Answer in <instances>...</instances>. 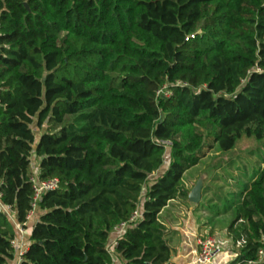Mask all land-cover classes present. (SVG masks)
I'll return each instance as SVG.
<instances>
[{"label":"trees","instance_id":"trees-1","mask_svg":"<svg viewBox=\"0 0 264 264\" xmlns=\"http://www.w3.org/2000/svg\"><path fill=\"white\" fill-rule=\"evenodd\" d=\"M206 136L223 152L264 141V0H0L2 202L25 221L32 153L39 179L59 181L18 264H173L160 213L188 199ZM260 165L229 208L227 236L243 241L230 264H264ZM16 235L0 214V264Z\"/></svg>","mask_w":264,"mask_h":264},{"label":"rangeland","instance_id":"rangeland-1","mask_svg":"<svg viewBox=\"0 0 264 264\" xmlns=\"http://www.w3.org/2000/svg\"><path fill=\"white\" fill-rule=\"evenodd\" d=\"M32 129L36 137L44 132L34 124ZM168 151L166 148V155ZM200 157L199 163L187 170L182 180L184 187L190 192L199 187V200L192 202L189 198L176 199L169 204L168 209L163 210L160 219L167 220L171 227L176 226V222L179 224L189 218L193 219L197 225V238L203 239L206 236L227 234V226L233 219V211L229 208L241 200L250 181L259 171L260 160L264 158V141L243 138L233 150L223 152L212 138L206 136ZM165 169L163 166L148 177L141 195L147 185L155 181ZM237 253L238 248L229 245L221 255V259H224L222 264H230Z\"/></svg>","mask_w":264,"mask_h":264},{"label":"built area","instance_id":"built-area-1","mask_svg":"<svg viewBox=\"0 0 264 264\" xmlns=\"http://www.w3.org/2000/svg\"><path fill=\"white\" fill-rule=\"evenodd\" d=\"M193 37V35L191 36ZM175 86L182 85L180 82L174 84ZM157 97H169L171 92L168 86H163L156 92ZM39 162L40 159L36 157L34 153L30 157V176L29 182L32 187V209L25 217V221L21 224L17 221L14 209L11 205L4 204L2 202V193L0 191V214L5 215L9 221L13 224L17 231L16 237L11 241V247L13 251V260L8 264H18L21 260V256L26 251L27 236L30 235V229L32 228L31 221L34 217L37 203L41 200L42 196L48 192L54 191L58 187V179L53 178L49 180L39 179ZM142 219V212L138 209L132 213L127 221L121 222L117 225L111 233V237L108 241L106 250L110 255H113V250L117 245V240L124 234V232L133 226H135ZM30 231V232H29ZM264 242V237L262 238ZM243 241H238L233 245L229 237H219L216 235L206 236L198 241V252L196 255V264H212L217 258H219L229 245L232 247H240ZM261 258L264 256L260 251ZM116 260L114 258L113 262ZM250 264V262L248 263Z\"/></svg>","mask_w":264,"mask_h":264},{"label":"crops","instance_id":"crops-1","mask_svg":"<svg viewBox=\"0 0 264 264\" xmlns=\"http://www.w3.org/2000/svg\"><path fill=\"white\" fill-rule=\"evenodd\" d=\"M175 200H172L168 203V205L164 209H168L169 204L171 202H174ZM163 209V210H164ZM163 210L161 211L160 215L163 214ZM41 214V211L34 212V217L31 221V225L36 223L39 216ZM160 221L164 224V226L167 228V231L169 232V236L171 239V247L173 248V256L171 258V262L173 264H196L195 259L198 252V241L200 239L197 238L198 234L196 231V223L193 219H187L186 222H181L178 224L176 222V226H169V222L166 220ZM31 231V229H30ZM29 231V232H30ZM30 234V233H29ZM216 236L219 237H228L227 234H216ZM29 235L27 236V238ZM28 245V239L26 241V248ZM224 258V257H223ZM224 259H221V256L217 258L212 264H222ZM113 264H121L119 260H115Z\"/></svg>","mask_w":264,"mask_h":264},{"label":"water","instance_id":"water-1","mask_svg":"<svg viewBox=\"0 0 264 264\" xmlns=\"http://www.w3.org/2000/svg\"><path fill=\"white\" fill-rule=\"evenodd\" d=\"M25 8H28L26 4H24ZM198 188L199 187H195L191 192L190 194L188 195V198L190 201L192 202H197L199 199H198Z\"/></svg>","mask_w":264,"mask_h":264}]
</instances>
